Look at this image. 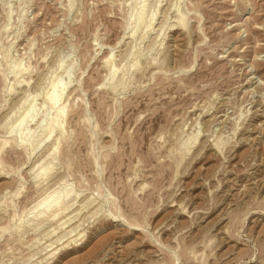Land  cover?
Here are the masks:
<instances>
[{"label": "rangeland", "instance_id": "1", "mask_svg": "<svg viewBox=\"0 0 264 264\" xmlns=\"http://www.w3.org/2000/svg\"><path fill=\"white\" fill-rule=\"evenodd\" d=\"M1 147L0 264H264V0H0Z\"/></svg>", "mask_w": 264, "mask_h": 264}, {"label": "bare ground", "instance_id": "2", "mask_svg": "<svg viewBox=\"0 0 264 264\" xmlns=\"http://www.w3.org/2000/svg\"><path fill=\"white\" fill-rule=\"evenodd\" d=\"M142 6V5H141ZM141 9H143V8H140L139 10H141ZM144 10V9H143ZM140 15V14H139ZM153 19V18H152ZM183 20V19H182ZM181 21V20H180ZM181 23V22H180ZM183 25V24H182ZM112 72V71H111ZM52 88H53V90H55L54 88V85L52 86ZM53 92V91H52ZM51 92V93H52ZM58 97V96H57ZM57 101V98H56V96L54 95V94H51V95H49L48 96V102L50 103V104H54L55 102ZM53 106V105H52ZM63 108V107H62ZM58 113V114H57ZM56 114H57V116H56V118L50 123V125H49V132H52V130L54 129V127L56 128V124L58 125L57 127H60L61 125H60V123H62V122H59V120H58V118H63V116H64V111H62V109H61V111H59V112H57ZM28 116H30L31 118H33V116H34V114L33 113H29L28 114ZM22 119H26V118H21V120ZM64 119V118H63ZM58 120V121H57ZM25 122V121H24ZM23 122V120L21 121V123L23 124L24 123ZM59 122V123H58ZM19 123V122H18ZM20 123V124H21ZM20 124H19V126H20ZM49 124V123H48ZM62 127V126H61ZM20 128V127H19ZM57 129V128H56ZM48 130V129H47ZM55 130V129H54ZM60 130H61V128H60ZM61 133V132H60ZM47 135H48V133H47ZM5 145V144H4ZM24 145V144H23ZM3 146V145H2ZM5 147V146H4ZM4 147H1L0 148V153L2 152L1 150H2V148L4 149ZM56 148V147H55ZM54 148V149H55ZM52 152H54V151H52ZM55 153H52V155H54ZM56 156V155H55ZM47 168V167H46ZM45 168V169H46ZM47 170V169H46ZM44 172H45V170H44ZM45 176V175H44ZM41 177V176H40ZM58 194H60V192L58 193ZM63 194V193H62ZM63 195H65V194H63ZM63 195H59V196H56V197H53V196H51V197H49V198H45L43 201H41L40 203H38V208L39 207H42V209H40L39 210V212H40V214L41 213H49L50 214V212H56V211H60V209H62V205H63V198L65 197V196H63ZM65 204V203H64ZM35 209H36V207H35ZM38 210V209H37ZM53 213H51V214H53ZM48 218H49V216H48Z\"/></svg>", "mask_w": 264, "mask_h": 264}]
</instances>
